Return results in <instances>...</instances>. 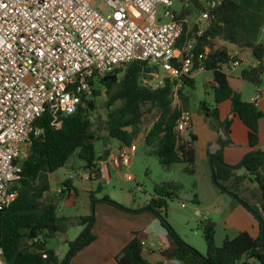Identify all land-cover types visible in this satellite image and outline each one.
Masks as SVG:
<instances>
[{
	"label": "trees",
	"instance_id": "1",
	"mask_svg": "<svg viewBox=\"0 0 264 264\" xmlns=\"http://www.w3.org/2000/svg\"><path fill=\"white\" fill-rule=\"evenodd\" d=\"M189 2L193 4L192 7L187 5L179 13L174 11L175 19L185 20V28L177 46L183 50L191 38L194 39V65L201 64L203 69L213 74L214 104L202 100L200 109L206 117L218 118L219 105L229 101L233 114L247 127L251 148L242 166L246 173L242 174L237 173L238 167L227 164L222 152H218V159L213 161L216 178L223 190L240 195L264 220V151L257 148L261 140L260 122L264 113L258 105L245 100L241 93L231 86L228 69L232 67V61H240L238 56L231 53L228 45H216L214 42L216 39H222L238 48L250 49L256 63L253 66L244 65L240 75L255 86H260L264 75V0ZM205 2L210 5H205ZM195 9H200L201 15L208 14L205 18L208 23L204 30L200 29L201 18L192 30L188 29L187 18ZM206 47L210 48L208 52ZM201 53H205L202 60L198 58ZM173 64L178 66L180 62L174 59ZM153 71L160 69L146 61L133 60L126 66L116 68L113 72L93 80L91 93L83 94L78 110L70 115L59 116L60 127L52 124L53 117L49 111L36 120L35 126L42 132L31 135L28 155L22 160L23 175L19 194L0 212V244L8 264H62L74 240L66 241L68 251L64 257H60L57 250L49 246V242L59 234H66L73 225L84 226L82 231L85 233L65 264H72V258L96 239L93 226H89L93 214L59 216L56 212L57 205L44 198L43 194L50 189V174L64 167L76 151L85 161L84 168L90 178L93 174L99 176L100 157L97 156L95 142L101 137L95 130L92 116L97 109L98 98L103 95L107 98L105 126L110 137L128 145L133 144L139 126L146 116L157 112L159 117L147 132L144 141L155 147L154 153L163 166L170 167L183 162L185 172H196L197 136L189 131V138H184L182 132L177 129V123L183 113L189 111L190 97L184 93V87L195 88V78L191 76V72L178 78L165 76L164 84L154 87L145 82L146 79L152 78ZM176 87L180 103L172 107V94ZM226 129L228 132L229 121ZM249 177L257 183L258 191H253L251 197L259 202V207L241 194L242 184ZM63 185L62 192L69 193L77 189L70 178L66 179ZM182 188L183 185L174 180L162 182L144 208L153 212L167 230L170 245L161 252L165 258L176 259L181 264H264L261 233L254 236L243 230L235 237H226L219 246L215 239L216 222L205 220L202 222L207 243L205 255L183 241L169 224L166 214L168 201L177 197ZM101 189L102 185L99 184L96 192ZM95 193L90 196L91 206L98 200ZM101 200L123 208L108 195H104ZM194 201L198 202L197 195ZM144 239L140 232H134L132 239L116 255L117 264H162L152 263L143 255ZM244 257L246 259H243Z\"/></svg>",
	"mask_w": 264,
	"mask_h": 264
},
{
	"label": "built area",
	"instance_id": "2",
	"mask_svg": "<svg viewBox=\"0 0 264 264\" xmlns=\"http://www.w3.org/2000/svg\"><path fill=\"white\" fill-rule=\"evenodd\" d=\"M174 1L0 0V212L19 194L22 154L32 133L42 132L35 122L46 111L60 127L59 116L78 110L93 80L133 60L159 67L145 80L154 87L164 84L163 70L170 78L191 72L194 45L177 46L185 20L175 19ZM263 98L258 93L250 101L258 105ZM189 120L183 113L177 129L186 130ZM136 151V144L123 143L115 165L129 167ZM0 264H8L1 244Z\"/></svg>",
	"mask_w": 264,
	"mask_h": 264
},
{
	"label": "rangeland",
	"instance_id": "3",
	"mask_svg": "<svg viewBox=\"0 0 264 264\" xmlns=\"http://www.w3.org/2000/svg\"><path fill=\"white\" fill-rule=\"evenodd\" d=\"M217 1L215 0V2ZM208 4L210 5V3L205 2V5L208 6ZM187 5L190 7L193 6L191 2L187 4L185 1L175 0L171 8L179 13ZM163 9V6L159 7V16L162 15ZM201 13L202 11L200 9H195L189 15L187 18L189 30H192L201 18ZM166 20V18H163V21ZM201 22L200 29L204 30L208 21L201 19ZM190 42L194 44V39L191 38ZM214 42L216 45H226V42L224 43L222 39H216ZM209 50L210 48L206 47V51L208 52ZM249 56L245 58L238 56V58L243 62ZM194 69L192 67L193 72H195ZM239 72L240 69L234 71L235 74ZM160 74L168 77V74L164 70ZM210 77H213L211 71L198 69L194 75L195 88L184 87V93H187L190 97L189 110L192 116L193 131L184 130L181 132L184 138H187V136L189 138V131L200 136L199 140L195 142L197 149L195 173L185 172L183 170L185 167L183 162L175 163L170 167L163 166L154 153L155 147L144 141L147 132L159 117L157 112L147 115L144 122L139 126L137 138L133 141L137 145V151L134 157H132L131 165L129 167L124 165L116 166L113 156L119 155V148L123 143L117 138L110 137L106 129L107 98L103 95L98 98L97 109L94 111L92 117L95 121V130L101 137V139L95 142L96 153L100 157V172H103L102 164L107 163L110 180H107L105 177L96 176L95 174L90 178V174L86 170L84 171L85 161L79 157L78 151H76L64 167L50 174V189L44 192V198L53 201L57 205L56 212L59 216L76 217L93 214L94 218H96V212L98 210L99 217H108L109 219L111 214L108 211L96 207L97 202H103L101 199L104 195H108L113 202L126 208H122L123 212L119 210V215H122V218L118 219L121 227L124 229L127 226L132 229L137 228V230H134L144 236L143 244L144 248H146L149 246L148 241H146L147 234H155V242L157 243L159 241V234H166L167 230L161 225L160 219L153 212L145 210L144 208L153 196L155 189L160 187L162 182L174 180L180 182L183 188L177 197L168 201V207L166 209L167 220L177 231L181 239L194 246L200 253L204 255L207 253V243L202 229V222L205 220H213L216 222L215 239L216 244L219 246L222 245L226 237H235L243 230L249 231L254 236L259 235L261 229L257 217L228 191L223 190L213 181L210 160L214 154L212 153L209 156L206 154H210L215 146L218 148L221 146L223 151L227 149L236 153L238 152L232 164L239 167L243 161V157L239 160L237 158L242 156V150L247 144V130L243 122L238 117L235 120L233 114L227 110V103L224 106H219L218 118L212 116L206 117L205 113L200 109V102L202 100H207L214 104L213 81ZM233 81L236 85L239 84L237 81ZM241 83L244 88L243 98L250 99V95L255 93V85L246 80H242ZM178 104L179 95L176 87L172 94V107ZM227 121H229L228 132L226 129ZM260 133L261 148L264 149V117L260 124ZM29 149V146L25 147L22 160L28 155ZM105 156L107 157L106 159ZM244 172L246 173V170L242 166L237 170L238 174ZM83 173L89 175V178L84 177ZM126 173H131L133 178L131 180L127 179ZM68 178L73 180L77 189L69 193L62 192L64 187L63 182ZM99 184L102 185V189L96 192ZM242 185L241 194L259 207V202L251 197V194L257 188V183L249 177ZM94 193L98 200L96 203H92L91 206L90 196ZM196 195L198 202L194 201ZM133 210L140 211V214H133L138 212ZM106 225L107 222L105 224H94L93 231L96 236L100 237L101 235L103 239L106 237ZM80 228V225H73L69 228L68 233L74 240L83 232V229L79 230ZM65 237L64 234H59L50 240L49 246L56 248L63 254L68 248L63 242ZM243 259H246V257Z\"/></svg>",
	"mask_w": 264,
	"mask_h": 264
},
{
	"label": "crops",
	"instance_id": "4",
	"mask_svg": "<svg viewBox=\"0 0 264 264\" xmlns=\"http://www.w3.org/2000/svg\"><path fill=\"white\" fill-rule=\"evenodd\" d=\"M226 45H228L229 49L231 51H233L234 53H236V55H238L241 58H245V57L250 55L249 58H247V60H244L243 62H241V64L239 66L229 67V69H228V74L230 75L231 86L235 90L239 91L243 97L244 88H243V84L241 83V81L245 80V79L242 78L240 75L241 68L243 67V64L253 66V65H255L256 61L254 60V57H253L250 49H248V48H237V46H235V45L233 46L229 43H226ZM193 68H195L194 69L195 72H193L191 69V76H193V77L196 74V70H198V69L204 70L202 68L201 64H198L196 66L194 65ZM234 68H236V69L234 70ZM238 69H240V72L238 74H235L234 71H236ZM210 79L213 81V77H210ZM233 80L237 81L239 84L236 85ZM263 82L264 81H262L260 86H258V87L255 86L256 90H255V93L250 95L251 98L258 93H261L262 95H264V83ZM251 98L245 99V100H251ZM179 103H180V99H179ZM225 103L228 104V105H226L227 110L233 114L232 109H231V104L229 101H225V102L221 103L220 105L224 106ZM258 107L264 113V98L259 101ZM186 113H188L189 117H190L189 124H188V127L186 129L188 131V130L193 129V122H192V116L190 115V110ZM233 117L236 120V117H238V116H235L233 114ZM262 120H263V118H262ZM260 124H261V122H260ZM246 130H247V127H246ZM194 134H196V133H194ZM196 136H197L196 141H198L200 136L198 134H196ZM260 136H261V133H260ZM187 138H188V136H187ZM257 148L264 151V149L261 148V140H260ZM222 149L223 148L221 146L219 148L217 146H215L213 151L210 154L207 153L206 155L209 156L212 153L214 155H216L218 152L221 151L223 158H224V161L227 164L234 166L232 164L233 163L232 161H234V158L237 156L238 152L236 153L234 151H230L227 149L225 151H223ZM250 151H251V148H250L248 138H247V144L243 148L242 153H241L242 156L237 158V160H239L242 157L244 160L245 156ZM210 167H211V164H210ZM102 170H104V171L99 176L102 178L105 177V178H107V180H110V172H109V168H108L107 163L102 164ZM84 171H85V169H84ZM97 203H98L97 205L95 204L96 207L101 208L102 210L108 211L111 214L109 219H108V217H99V212L97 210L96 218H95L94 223H93V227H94L95 223L96 224L97 223H99V224L104 223L105 224V222H107L106 237L103 239L101 237V235H100V237L97 236V238L91 244H89L85 249H83L81 252H79L76 256H74L72 258V260H71L72 264H117L116 255L132 239L133 232L137 230V228L132 229L131 227H128V226L125 229L121 227V225L118 222V219L122 218L121 217L122 215H119L120 214L119 210H121L123 212V210L121 208H119L113 204L107 203V202H97ZM139 212L140 211L135 212L133 214H136V213L140 214ZM80 227L81 228L79 230L84 228V226H80ZM134 229H136V230H134ZM67 233H68V231H67ZM67 233L64 234L66 237L63 239V242H64V245L66 244L68 246L66 241L74 240V239L71 235H69V233L68 234ZM155 236H156L155 234H150V233L147 234V240L146 241H148L149 246L144 248L143 255L152 263L161 262L162 264H181L176 259L165 258L161 253L164 248H166L170 245L168 234L167 233L166 234L160 233L158 236L159 241L157 243L155 242V240H156ZM67 249L63 254H62V252H59V250H57V249L56 250L59 253L60 257H64L66 252H67Z\"/></svg>",
	"mask_w": 264,
	"mask_h": 264
},
{
	"label": "water",
	"instance_id": "5",
	"mask_svg": "<svg viewBox=\"0 0 264 264\" xmlns=\"http://www.w3.org/2000/svg\"><path fill=\"white\" fill-rule=\"evenodd\" d=\"M107 157L105 156V159ZM215 159H218V156L216 155H213L211 156V160H210V163H211V172H212V177H213V181L215 182L216 185L220 186L217 178H216V172H215V168L213 166V161ZM243 163H244V160L242 161V163L240 164L239 167L243 166ZM237 167V166H236ZM238 167V168H239ZM101 168H98V171H99V175H101V172H100ZM228 192L236 199L238 200L240 203H242L250 212H252L256 217L257 219H259L260 221V229H261V240H262V245H263V248H264V220L262 219V217L260 216V214L250 205L248 204L240 195H238L237 193L233 192V191H229ZM133 211H138V210H133ZM94 216L92 218V221L90 223V227L93 226V223H94ZM85 231H83L73 242L72 246L70 247L64 261L62 264H65L66 261L68 260V258L70 257L72 251L74 250V248L76 247L77 243L79 242L80 238L84 235Z\"/></svg>",
	"mask_w": 264,
	"mask_h": 264
}]
</instances>
